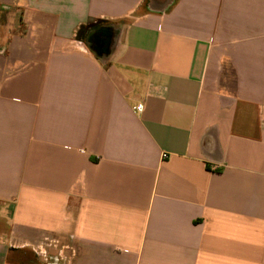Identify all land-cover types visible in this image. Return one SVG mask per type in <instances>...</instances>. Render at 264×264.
I'll list each match as a JSON object with an SVG mask.
<instances>
[{
  "label": "crops",
  "instance_id": "crops-1",
  "mask_svg": "<svg viewBox=\"0 0 264 264\" xmlns=\"http://www.w3.org/2000/svg\"><path fill=\"white\" fill-rule=\"evenodd\" d=\"M0 264H264V0H0Z\"/></svg>",
  "mask_w": 264,
  "mask_h": 264
},
{
  "label": "built area",
  "instance_id": "built-area-1",
  "mask_svg": "<svg viewBox=\"0 0 264 264\" xmlns=\"http://www.w3.org/2000/svg\"><path fill=\"white\" fill-rule=\"evenodd\" d=\"M167 157H168V155H167V154H164V155H163V158H167Z\"/></svg>",
  "mask_w": 264,
  "mask_h": 264
}]
</instances>
